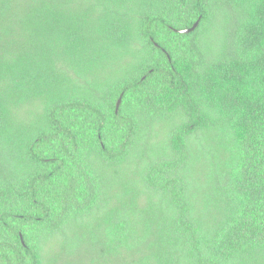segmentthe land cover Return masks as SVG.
I'll return each instance as SVG.
<instances>
[{"label": "trees", "instance_id": "obj_1", "mask_svg": "<svg viewBox=\"0 0 264 264\" xmlns=\"http://www.w3.org/2000/svg\"><path fill=\"white\" fill-rule=\"evenodd\" d=\"M0 264H264V0H0Z\"/></svg>", "mask_w": 264, "mask_h": 264}, {"label": "water", "instance_id": "obj_2", "mask_svg": "<svg viewBox=\"0 0 264 264\" xmlns=\"http://www.w3.org/2000/svg\"><path fill=\"white\" fill-rule=\"evenodd\" d=\"M196 25H197V22L190 29L181 30V31H178V32H180L182 34L189 33V32H191L196 27ZM120 102H121V95L119 96V98L116 101V104H115V113L117 112V109H118V107L120 105Z\"/></svg>", "mask_w": 264, "mask_h": 264}]
</instances>
